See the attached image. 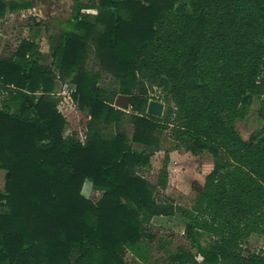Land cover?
Listing matches in <instances>:
<instances>
[{"label": "trees", "instance_id": "1", "mask_svg": "<svg viewBox=\"0 0 264 264\" xmlns=\"http://www.w3.org/2000/svg\"><path fill=\"white\" fill-rule=\"evenodd\" d=\"M72 1L70 29L51 48L57 76L33 43L0 57V264H128L127 251L143 258L152 219L179 210L158 198L169 150L155 183L139 175L167 131L172 150L206 151L213 169L179 212L191 249L162 264H264V250L243 252L252 235L264 239V125L248 141L235 127L252 98L264 99V0ZM30 7L0 0V18ZM86 8L96 10L94 23L79 19ZM88 50L118 82L111 100L100 73L84 67ZM55 79L75 86L73 101L89 116L84 144L63 134ZM147 87L164 90L160 119L146 114ZM117 95L130 97L129 112L114 107ZM125 118L130 139L119 130ZM109 124L118 131L104 137ZM85 182L102 193L96 202L81 194Z\"/></svg>", "mask_w": 264, "mask_h": 264}, {"label": "rangeland", "instance_id": "2", "mask_svg": "<svg viewBox=\"0 0 264 264\" xmlns=\"http://www.w3.org/2000/svg\"><path fill=\"white\" fill-rule=\"evenodd\" d=\"M70 9L71 6L69 9H66L64 15L65 18L71 16ZM6 55L9 54L5 53L2 57ZM41 62L45 65L53 63L48 54H45V57ZM51 65L53 66V64ZM84 67L88 71L100 73L101 79L99 87L106 91L110 100L113 99L115 93L118 92V82L100 69L92 50L87 51ZM55 71L57 70L55 69ZM147 90L149 101L153 100L164 104L163 97L165 96V93L163 89L147 87ZM55 98L58 100L57 96H55ZM66 104L67 103H64L62 105V110L66 113V118H64L66 126L63 134L64 136L73 135L79 142H85L84 136L86 137V124L89 121V116L87 112L78 108L76 102L72 105L70 103V105L65 107ZM165 109L166 107L164 104L163 114ZM260 109L264 111V99L258 100L252 98L251 102L244 108L246 113L245 117L236 122L235 127L244 141H248L254 132L263 128L264 119L260 115ZM127 111L129 112V109H127ZM162 116L160 118H162ZM119 130L123 132L128 139L131 138L132 125L127 118L120 122ZM117 131L118 129L114 124H109L103 127L101 133L104 137H107L113 135ZM167 139L168 131L160 136L161 151L155 152L150 158V168L142 169L139 171V175L151 183H155L158 174L163 170L165 164L164 151L169 150L168 161L166 163L167 183L164 190L158 189V198L172 202L176 208H179V210L173 217L152 219L149 231L151 236H153V239L148 243L145 242L148 247L144 250L143 258H139L130 251H127L124 259L128 264H162L167 255L175 253L178 248L183 247L191 249L189 242L183 235L185 223L179 212L191 209L196 194L204 185L205 177L213 169L212 157L206 151H203L198 155H192L180 143H178L175 150H172ZM133 150L142 151L143 147L133 145ZM3 184L4 172L0 171V191L3 190ZM81 194L85 198L96 202L102 193L93 189L91 183L85 182L82 186ZM209 242L210 237L203 235L201 238L202 245H208ZM243 250L244 255L252 252L258 253L264 250L263 237L252 235L243 245ZM192 251L195 253V250ZM197 259L201 260L198 256Z\"/></svg>", "mask_w": 264, "mask_h": 264}, {"label": "crops", "instance_id": "3", "mask_svg": "<svg viewBox=\"0 0 264 264\" xmlns=\"http://www.w3.org/2000/svg\"><path fill=\"white\" fill-rule=\"evenodd\" d=\"M13 2H22L24 0H5ZM31 7L28 9H15L7 11L3 18H0V57L5 53L13 54L22 41L33 43L36 52L39 54V64L49 66L56 76L58 75L55 68L45 65L41 61L48 54L51 57V48L55 40L67 32L70 28L69 22L71 16L65 18L66 9L73 6L72 0H28ZM97 0H83V4L96 2ZM71 11V9H70ZM96 10L86 8L81 10L79 19H87L88 22L94 23ZM25 19V21H24ZM59 33V34H55ZM6 55V56H9ZM65 82H68L65 81ZM56 86L51 96H57L60 91L61 82L55 79ZM73 86V84H71ZM39 93H36L38 96ZM61 98L58 97V101ZM67 107L69 102H66Z\"/></svg>", "mask_w": 264, "mask_h": 264}, {"label": "water", "instance_id": "4", "mask_svg": "<svg viewBox=\"0 0 264 264\" xmlns=\"http://www.w3.org/2000/svg\"><path fill=\"white\" fill-rule=\"evenodd\" d=\"M130 97L126 95H117L114 100V107L127 111L129 109ZM164 104L158 101H149L146 107V114L152 117L160 118L163 115Z\"/></svg>", "mask_w": 264, "mask_h": 264}, {"label": "built area", "instance_id": "5", "mask_svg": "<svg viewBox=\"0 0 264 264\" xmlns=\"http://www.w3.org/2000/svg\"><path fill=\"white\" fill-rule=\"evenodd\" d=\"M75 93H76V88L74 85L72 86L70 82H61L60 91L58 94V97H60L61 100L58 101L57 110L58 113H60L64 118H66V113L63 112L62 105L66 102H69V104L71 103V105L74 104L72 97ZM84 139L86 140L85 136ZM80 143L84 144L83 141H80Z\"/></svg>", "mask_w": 264, "mask_h": 264}]
</instances>
